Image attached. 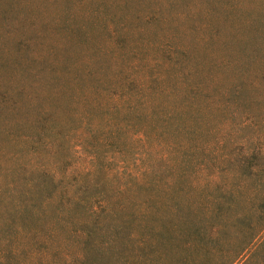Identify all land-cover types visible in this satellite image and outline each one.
I'll list each match as a JSON object with an SVG mask.
<instances>
[{
  "label": "trees",
  "instance_id": "obj_1",
  "mask_svg": "<svg viewBox=\"0 0 264 264\" xmlns=\"http://www.w3.org/2000/svg\"><path fill=\"white\" fill-rule=\"evenodd\" d=\"M84 18V26L70 31L74 43L96 25L94 17ZM115 32L107 43L117 49L63 63L46 78L49 102L35 107L31 121L35 165L0 180V264H194L204 246L209 256L214 252L208 241L220 224L207 225L206 239L198 202L171 197L182 188L177 182L191 186L204 174L189 141L209 131L218 112L232 118L228 97L243 93L213 97L216 86H207L203 68L237 62L203 52L211 36L196 45L174 39L142 44L123 24ZM246 85L261 91L259 81ZM252 114L242 113L238 126H248ZM127 137L136 157L127 167L123 156L117 172L106 165L114 156L104 148L126 151ZM225 161L238 176L264 173L261 149L229 151L212 169Z\"/></svg>",
  "mask_w": 264,
  "mask_h": 264
},
{
  "label": "rangeland",
  "instance_id": "obj_2",
  "mask_svg": "<svg viewBox=\"0 0 264 264\" xmlns=\"http://www.w3.org/2000/svg\"><path fill=\"white\" fill-rule=\"evenodd\" d=\"M123 1L0 0V119L5 126L0 128V180L9 181L17 169L35 165L32 147L37 134L31 121L36 117L35 107L43 108L49 102L44 97L46 78L63 63L79 64L106 49H117L107 38L121 24L131 32V39L142 44L174 39L196 45L198 39L211 36L213 43L202 51L237 62L211 72L203 68L207 86H216L211 94L218 97L221 92H232L236 96L239 88L243 93L237 99L228 97L232 118L218 112L209 131L189 141L196 146L194 155L202 159L204 174L191 186L187 181L177 182L182 188L171 198L198 202L206 239L207 225L220 224L208 241L214 252L209 256L204 246L194 264H264V173L238 176L227 161L217 172L212 169L229 151L264 150V0H136L122 5ZM86 14L94 17L90 23L96 25L89 24L74 43L70 31L73 25L84 26ZM258 81L259 92L246 85ZM245 111L253 116L248 126L240 128ZM127 140L126 151L119 153L115 144L104 148L106 155L114 156L106 165L117 172L123 156L127 167L136 157L135 145ZM210 172H214L211 180H204ZM211 201L215 210L208 208Z\"/></svg>",
  "mask_w": 264,
  "mask_h": 264
}]
</instances>
